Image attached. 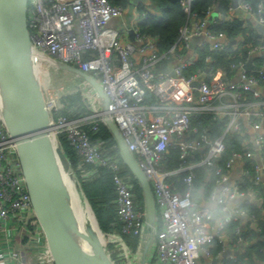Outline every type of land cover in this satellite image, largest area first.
Listing matches in <instances>:
<instances>
[{"label":"built area","instance_id":"obj_1","mask_svg":"<svg viewBox=\"0 0 264 264\" xmlns=\"http://www.w3.org/2000/svg\"><path fill=\"white\" fill-rule=\"evenodd\" d=\"M178 1L182 10L190 13L192 0ZM236 2V7L230 3L226 13L238 9L254 23L264 25L261 3L253 8L247 0ZM136 11L129 28L133 42H129L122 39L117 28L107 26L125 12L109 0H29L26 23L35 60L53 58L79 68L99 82L107 97L105 107L91 84L79 78L77 90L89 112L68 118L56 112L58 101L46 100L49 114L46 134L52 139L61 134L66 136L82 164L89 166L82 171L83 177H94L102 168L111 172L121 230L140 237L145 227V210L135 201L132 184L121 174V158L109 154L104 141L93 142L84 126L87 124L92 132L97 131L99 123L105 124L103 117L107 114L152 189L160 228L154 231L155 242L146 264H209L220 253L214 252V243H221L222 237L229 234L227 225L231 216L223 215L215 221L212 210L199 204L194 195L197 187L193 169L202 167L209 180H213L209 199L221 205V209L225 210L233 197L246 196L248 192L240 184L223 186L216 197L213 189L225 181L233 158L242 151L247 158L255 153L264 159L261 155L264 134L256 119L251 121L257 132L254 139L244 141L242 151L232 150L228 158L222 159L226 134L241 131V117L246 112L241 93L250 92L259 97L255 87L264 88V70H245L244 61L233 65L235 72L240 73L237 81H233L234 75L227 78L219 67L212 66L198 69L193 75L185 74L195 50L186 57L181 46L188 48L192 37L199 38L195 48L227 53L224 34L214 30V19L225 18L216 6L209 5L200 19L189 17L178 29L179 50L174 44L165 52L158 51L156 37L139 31L137 23L143 13ZM214 12L216 17L209 20ZM129 29L125 28L124 34ZM251 52L264 56V44L253 45ZM205 60L210 62L212 57L206 56ZM194 81H198L197 86L193 85ZM4 112L5 105L0 102V264H54L27 189L17 142L6 125ZM200 114L227 117L222 134L209 138L206 129L192 125V118ZM115 148L118 149L117 145ZM169 149L179 151L181 162L167 170L162 163ZM254 169L264 172V161L260 167L254 165ZM180 172H185L178 178L182 187L168 179ZM259 182L256 176L252 185ZM197 191L202 194L203 188ZM248 191L253 193L251 186ZM257 199L262 203V196ZM233 210L237 214L246 213L239 205ZM248 218L256 221L253 214ZM232 232L230 242L235 247L250 245L237 226ZM131 256L132 251L125 249L120 253V261L118 258L112 261L128 264Z\"/></svg>","mask_w":264,"mask_h":264},{"label":"water","instance_id":"obj_2","mask_svg":"<svg viewBox=\"0 0 264 264\" xmlns=\"http://www.w3.org/2000/svg\"><path fill=\"white\" fill-rule=\"evenodd\" d=\"M28 2L0 0V102L5 105L6 125L17 142V153L35 215L45 234L54 264H115L93 226L82 217L71 219L68 216L66 192L55 158L63 159L67 173L74 172L56 139L46 134L49 114L37 80L35 58H32L26 23ZM129 2L133 6L147 5L150 0ZM230 3L233 7L237 5L236 0H230ZM214 15L215 12L209 20ZM254 27L257 32L264 34L263 24L255 22ZM129 33L132 35V30ZM195 42L191 40L189 46L193 47ZM254 56H250L242 68L264 70V66L252 63ZM50 61L54 66L89 82L106 107L107 97L99 82L90 74L53 58ZM193 85L197 86L198 81H194ZM255 88L261 90L260 87ZM103 118L115 138L123 164L131 171L142 190L145 221L152 226L156 208L150 183L127 149L115 123L107 114ZM77 182L79 185L78 179ZM220 214L224 212L212 210L214 217Z\"/></svg>","mask_w":264,"mask_h":264},{"label":"trees","instance_id":"obj_3","mask_svg":"<svg viewBox=\"0 0 264 264\" xmlns=\"http://www.w3.org/2000/svg\"><path fill=\"white\" fill-rule=\"evenodd\" d=\"M109 1L113 5L123 8L126 12L133 6L129 0ZM247 1L250 2L253 8H256L257 4L261 3L264 10V0ZM149 5L153 7L152 10L149 8ZM209 5L216 6L218 11L225 14V18L223 20L220 18L214 19V30L220 31L224 34L226 38L224 47L227 53L196 47L194 49L195 56L193 57V62L186 67L184 72L186 75H193L198 69L202 70L207 66H212L219 67L221 71L224 72L226 77L229 78L234 75L236 70V67L233 65L237 66L240 62H244L249 56V52L253 45L259 43L264 44V36L258 33L254 26H252L254 23L252 19L248 20L243 16L231 17L228 13H226L228 6L230 5V0H192L190 13L182 10L178 0H150V3L147 5H135V8L143 13V16L137 23V28L143 34L156 37L159 52L169 50L174 44H176V50H179V27L185 24L191 16L195 19H200L205 16V10ZM229 40L234 41L230 44ZM181 51L185 54L187 48L185 46H181ZM209 55L212 57L210 62L205 60L206 56ZM256 61L258 64L264 66V56H258ZM241 95L242 97L240 100L242 102H253L258 99V97H255L250 92L243 91ZM58 107L59 108L56 112L68 118L78 117L81 114L89 112L86 107L85 100L79 91L71 93V95L61 97L58 100ZM227 120L228 118L225 116L213 117L212 115L200 114L192 118V125L198 127L199 129H206L209 138H215L222 134ZM84 126L89 131L90 138L93 142L95 140L104 141L107 152L120 158L118 149L115 148V145H117L115 138L104 123H99V128L95 132L91 131L89 125L86 124ZM224 140L226 143V150L223 153V160L228 158L232 150H241L242 143L245 141V135L242 130L240 132H229L226 134ZM56 141L68 159L69 165L74 170L78 180L80 181V186L92 206L95 220L98 225V228L94 226L97 234H113L114 236L119 235V243L122 241L134 249L138 241V236L122 232L121 230L122 221L118 219L115 211V189L112 183L111 172L106 168H102L94 177H83L82 171L86 170L89 166L84 163L82 164L80 156L70 146L64 134L58 136ZM261 155L264 157V153H261ZM180 162L179 151L177 149H169L164 154V161L162 164L165 169L170 170L178 167ZM246 164L248 165L250 171L254 174V160L247 161ZM193 171L195 172L194 185L197 187L194 195L198 200L200 196L197 191L198 188H203L202 194L210 192L213 187V180H209L202 167H195ZM121 174L124 175L132 184L135 201H138L143 206L144 199L142 190L136 179H134L131 171L123 163L121 164ZM183 174H185V172H180L176 175L170 176L168 179L171 183L182 187L178 178L182 177ZM250 186L252 187L253 194L255 196L263 197L262 203L257 204L254 202L243 201L239 203V206L248 215H255L256 224L261 228L262 232H264V223L261 219V212L264 211V182H259L256 186H253L252 184ZM243 189L246 190L247 186L243 187ZM158 222L160 221L157 220V223ZM227 227L232 235V231L235 227L234 219L231 220ZM159 228L160 225L157 229ZM253 230L254 229L247 231L249 235L253 234ZM247 232L241 231L240 234L242 237L246 238ZM119 243L117 240L110 242L108 244L110 250H108V247L104 246L111 259L116 260L118 258V261H120L119 257L122 252V249L119 247ZM117 244L119 246H117ZM259 246V243L245 246L235 259H227L223 264H255L254 259L257 257L256 254H261V250L258 249Z\"/></svg>","mask_w":264,"mask_h":264},{"label":"crops","instance_id":"obj_4","mask_svg":"<svg viewBox=\"0 0 264 264\" xmlns=\"http://www.w3.org/2000/svg\"><path fill=\"white\" fill-rule=\"evenodd\" d=\"M136 12L137 11H136L135 6H132V7H130V9L127 12L126 11L124 12L123 16L120 19L111 20L107 24V26L117 28L121 32L123 40L133 42V35H130V33L124 34V29L125 28L129 29L131 27V20H132L133 15ZM233 12L228 13V15L229 16H238L239 15L241 17L243 16L245 19H248V20L252 19L247 14L242 13L238 9H235V10L233 9ZM252 26H254V23ZM262 35L264 36V34H262ZM191 40L196 41V42L194 43L193 47H190L188 45L187 51L185 53L186 57H190V54H191L192 50L195 49V46L198 43L199 38L198 37H192L190 39V41ZM252 55H255L253 57L252 63L255 65L263 66V65L258 64L256 61V58L258 56H260L261 53L251 52V53H249V56L247 57V59ZM249 70H256V69H249ZM239 75H240L239 70H237L234 73V77L232 78L233 81H237L239 79ZM260 88H261V90L258 91L259 97H258L257 101L246 102L245 104L242 105L243 109H245V111H246L241 117V130H242L243 134L245 135V142L246 141L251 142L257 133L255 131V129L253 128V126L251 125L252 120L256 119V121L259 122V125H260L259 130L262 134H264V88H262V87H260ZM242 150H243V147L241 148L240 151H242ZM243 152L244 151H242L241 154L239 153V155L237 157L233 158L232 164L230 166V170L227 173V178L219 186L214 187L213 193L216 197L219 194L220 189L223 186H234L236 184H240L243 187L247 186L246 192H248V193L246 194V196H235V197H233L227 203L225 210L220 208L221 205H217L215 203V201L209 199V196H210L209 192H207L205 194L203 193L201 195V191H200L199 192L200 196H199L198 200L200 201L199 204L203 207H207L208 209H211V210L217 209V210L224 212V214H220L217 217H214L215 221L222 218L223 215H230L231 220L234 219L235 226H237L239 228V232H241V231L247 232L248 230L254 229L252 231V233H253L252 235H249V233L247 232L246 239L250 242V245L259 243L260 246L258 247V249L261 250V254L260 255L256 254L257 257H256V259H254V262H255V264H264V232H262L261 228L256 224V221L250 220L248 218V215L246 213L237 214L233 210L236 207V205H239V203L243 202V201H249V202H254V203L259 204L260 201L257 199V197L253 193L249 192L248 190L250 189V185L252 184V182L256 176H258L260 182H262V183L264 182V172L257 170V172H255L253 174L250 171L248 165L246 164L247 161L254 160L255 165L260 167V164L263 163L264 159L255 153L251 157L247 158ZM143 206H144V200H143ZM261 214H262L261 219L264 223V211H262ZM156 224H157V218L156 217L154 218V224L152 226L148 225L145 221V227L143 230V234L140 237H138V241H137V244H136L134 249H132L130 246H128L127 244H125L122 241H121L122 244L119 243V240H118L119 235L114 236L113 234H106V237H108L110 239L109 241H111V242H113L114 240H117V242L120 245L119 246L117 244V246H119L122 249V251H125V249H130L132 251V256H131V259L129 261L133 262L135 260V262H136V260H137L138 264L139 263L144 264V260H145L146 255L149 254V252L152 250V247L154 245V243L152 244V242H153L154 231H155V229H157V228H155ZM230 235H231V233L229 231V234L227 236L222 237L221 243H217V242L214 243V246H213L214 252L216 253L217 251H220V253L217 255H214V257L208 261L209 264H223V261H226L227 259H233V258L235 259L240 254V251L243 250V248L241 246L235 247L230 242ZM106 237H105V234L102 236L103 239H106ZM99 238H100V236H99ZM100 240L103 243L101 238H100ZM154 242H155V240H154ZM103 245L105 246V243H103ZM147 258H148V255H147ZM203 261L206 262V259L203 258Z\"/></svg>","mask_w":264,"mask_h":264},{"label":"rangeland","instance_id":"obj_5","mask_svg":"<svg viewBox=\"0 0 264 264\" xmlns=\"http://www.w3.org/2000/svg\"><path fill=\"white\" fill-rule=\"evenodd\" d=\"M149 8H151L152 10L153 7L149 5ZM48 60L50 59L46 58L45 61L43 58L34 60L37 80L43 91V96L45 101L53 98L54 100L58 101L61 97L71 95V93L78 91L77 85L79 83V78L72 72L54 66L53 64H51V61ZM68 175L69 178H66L64 179V181H62L63 189L66 192L65 194L66 201H68L67 203L68 216L71 219L82 217L89 224H91L93 228L94 226L98 228L92 206L87 200V197L85 196L81 186H78L77 184L78 183L77 182L78 178H76L77 176H75L71 171L68 172ZM79 185H80V181H79ZM159 225L160 222H158L155 225V228L159 227ZM99 235L103 243H105V246L108 247V250H110L108 246V243L111 242L109 241L110 239L106 237V234H105L106 239L102 238L104 234L103 235L99 234ZM154 240L155 238L153 235L152 244L154 243ZM147 255L145 257L144 264H146V262L148 261ZM128 264H138V263L137 260L136 262L135 260L133 262L128 260Z\"/></svg>","mask_w":264,"mask_h":264},{"label":"bare ground","instance_id":"obj_6","mask_svg":"<svg viewBox=\"0 0 264 264\" xmlns=\"http://www.w3.org/2000/svg\"><path fill=\"white\" fill-rule=\"evenodd\" d=\"M32 58H33V55H32ZM35 58V57H34ZM40 58H43L44 61L46 60L45 57H40ZM50 61V60H48ZM55 163H56V166L59 168V171H60V177H62V181H64V179L66 178H69V175L67 173V168L65 166V163L63 161V159H61L60 157H56L55 158ZM78 184V183H77ZM66 186V185H65ZM79 186V185H78ZM67 190V189H66ZM69 191V190H68ZM70 193V192H69ZM71 196V195H70ZM68 197V196H67ZM68 203V201H66Z\"/></svg>","mask_w":264,"mask_h":264}]
</instances>
